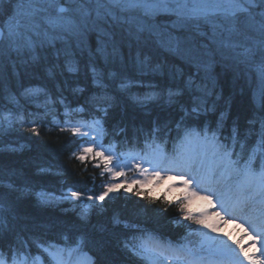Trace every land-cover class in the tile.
I'll list each match as a JSON object with an SVG mask.
<instances>
[{"label":"snow or ice","instance_id":"6c2138e0","mask_svg":"<svg viewBox=\"0 0 264 264\" xmlns=\"http://www.w3.org/2000/svg\"><path fill=\"white\" fill-rule=\"evenodd\" d=\"M12 2L13 10L0 15V62L16 56L28 57L35 64L42 59L40 53L48 50H54L56 57L47 68L49 78L55 82L56 97L45 87L23 85L20 95L36 102V107L43 109L45 116L51 115L52 125L60 132L75 137L81 147L72 156L85 164L89 160L95 161V167L101 168V176L109 173L112 177H123L124 168L130 166L144 177L130 183L126 179L120 183H104L98 195L71 191L70 196L64 198L84 203L104 202L111 198V194L124 190L135 191L137 197L154 203L156 198L142 191V186L149 181L148 168L176 172L179 175L175 179L181 185L179 195L173 199L164 198V203L171 205L175 202L180 214L176 222H188V235L183 238L184 242L174 244L162 236L144 234V230L136 225L125 224V227L142 233L140 244L128 248L131 255L149 264H264V0ZM158 17H166L168 23L157 24ZM92 33L97 38L94 53L88 46V36ZM145 33L163 37L162 46L194 67L196 73L189 75L182 84L157 91L158 85H145L142 80L99 70L97 58L107 65L119 55L124 38L135 37L139 41ZM86 48L89 59L84 72L86 76L90 74L95 91L84 99L83 105L77 98L75 103L78 106L73 107L63 94L70 87L68 79L57 78H63L65 72L80 73L77 54ZM216 63L242 68L251 74L255 86L254 100L259 107L248 121L250 127L246 134L233 126L229 136H222L220 129L224 113L221 112L215 128L207 122L193 126L182 117L176 125L175 137L171 136L170 125L155 123L147 133L136 130L131 138L125 134L119 150L115 140L104 144V137L109 135L105 117L116 100L113 91L127 92L134 86L146 87L149 91L138 98L140 103L160 95L166 96L170 105L179 103V98L188 92L192 94L193 106L189 110L181 105L184 116H200L214 111L215 105L209 107L208 98L214 94L215 85L213 83L210 89L208 80ZM136 64L141 70L150 67L148 58H141L139 53ZM84 91L78 84L71 88L73 94ZM0 98L15 106V110L0 107V133H7L17 125H27L25 131L40 136L46 122L38 114L28 113L26 118L17 96L7 88L0 87ZM57 105L64 109L63 119L54 114ZM85 105L92 111L87 112ZM257 123L258 132L254 127ZM124 132V128L113 129L115 137ZM253 134L259 139L249 152L241 136L246 140ZM19 175L15 169H0V233L3 234L0 238V264H44L39 256H33V249L40 256L46 254L51 264H73L74 256L79 258V264H92L79 243L71 247L73 242L67 238L50 243L42 234L27 227H16L15 222L21 219L20 197L12 194L22 193L28 187L26 182L23 188L16 183L14 178ZM152 175L159 177L160 172ZM37 195L42 203L53 199ZM158 211L167 212L168 209ZM229 219L243 229L241 239L224 230ZM113 222L116 225L121 223L115 217ZM193 235L198 239L191 240ZM124 247L127 248V244Z\"/></svg>","mask_w":264,"mask_h":264},{"label":"trees","instance_id":"16d2710c","mask_svg":"<svg viewBox=\"0 0 264 264\" xmlns=\"http://www.w3.org/2000/svg\"><path fill=\"white\" fill-rule=\"evenodd\" d=\"M163 19L157 18L159 21ZM96 39L95 33L88 36V46L93 53ZM162 39L163 37L150 36L147 33L139 41L135 37H126L121 42L119 55L107 65L97 58V66L105 73L113 71L133 80H142L145 85H158L157 91L182 84L189 75L196 73V69L162 46ZM138 53L141 58H148L150 67L141 70L137 66ZM40 56L42 59L35 64L28 57L16 56L10 61L5 59L0 62V87L7 88L17 96L20 109L24 111L26 118L28 113H34L46 122L40 136L25 131L27 125H17L7 133H0V169L17 170L20 175L14 178L16 183L22 188L25 187V182L28 186L26 191L12 194L13 197H20L18 207L21 219L15 222L16 227H27L42 234L50 243H59L65 238L73 242L71 247L79 243L82 252L90 256L92 264H149L140 257H133L128 251V248L137 246L136 242L141 240L142 233L132 227H125V224L136 225V228L144 230V234L153 233L175 244L181 243L187 236V222H176L180 214L175 202L165 205L164 198L167 197L162 194L154 195L143 189L146 195L156 198L154 203L144 197H137L135 191L129 193L124 190L111 194V198H106L104 202H92L88 208H84L81 201L64 198V194L71 191L99 194L102 185L109 179V173L101 176V168L95 167V161L89 160L85 164L72 156L81 146L80 142L70 133L60 132L52 125L51 115L45 116L44 110L36 107V102L20 95L23 91L21 85L45 87L54 98L58 94L55 82L47 74V68L56 59L55 52L44 51ZM62 59L61 57V61ZM77 59L81 68L79 74L65 72L63 78H57L68 79L70 87L63 94L73 107L78 106L75 103L77 98L83 105L84 99L95 91L90 74L86 76L84 72V65L89 59L88 49L78 53ZM200 75L203 76L204 73L201 72ZM213 83L214 94L208 98V104L209 107L214 104L215 110L201 113L200 116H184L181 105L189 110L193 106L192 94L188 92L179 98V103L170 105L166 96L160 95L154 100L140 103L138 98H142L149 91L146 87L134 86L127 92L113 91L112 95L116 100L105 117V127L109 131V135L104 137L105 144L115 140L119 150V143L125 134L131 138L136 130L147 133L155 123L170 125L171 136L175 137L176 125L182 117L193 126H202L207 122L215 128L221 112L224 113L223 127L220 129L222 136H229L233 126L240 133L246 134L250 127L248 121L259 107L254 100L255 86L251 74L245 73L242 68L216 63L211 70V79L208 80L210 89ZM77 84L85 89L83 93L71 92V88ZM61 87H64L63 84ZM0 107L15 110V106L8 104L3 98H0ZM85 107L87 112L92 111L89 106ZM63 112V107L59 105L54 109V114L60 119H63ZM254 127L258 132L259 124ZM120 128H124L125 132L115 137L113 129L119 131ZM241 139L250 152L256 147L259 137L253 134L244 140L242 135ZM257 156L259 157V153ZM41 192L52 193L53 199L42 203L37 195ZM165 207L167 212L158 211ZM114 217L120 219L119 225L114 224ZM0 238H3L2 233ZM125 244L127 248L124 247ZM33 256H39L44 264H51L46 254L40 256L35 249Z\"/></svg>","mask_w":264,"mask_h":264},{"label":"rangeland","instance_id":"374dc122","mask_svg":"<svg viewBox=\"0 0 264 264\" xmlns=\"http://www.w3.org/2000/svg\"><path fill=\"white\" fill-rule=\"evenodd\" d=\"M65 6H68V5H65ZM0 8H4L5 11L11 12L14 8V4H13L12 0H3V2L0 3ZM161 19H163V20L159 21L156 19L157 24L164 25V24L168 23V21H166L167 20L166 17H161ZM104 144H105V141H104ZM105 145H107V144H105ZM80 147L81 146H79V148ZM79 148H78V150H79ZM144 167L148 168V165H144ZM116 170L119 171L120 170L119 167H117ZM124 171H125V176H123V177H112L109 174V179L107 182L120 183L122 180L126 179L130 183L132 180H140V179L144 178L142 174L136 172L130 166L125 167ZM156 171L160 172L159 177L152 175V173L156 172ZM147 175L149 176V181L147 184L142 186L143 190H148L149 192H151L154 195L162 194L165 197L170 198V199H173L174 197L179 195L181 185H180V182L177 179H175V177L178 176L179 173H176V172L165 173L161 169L148 168ZM102 190H103V188H102ZM41 194H43L45 197H53L54 196L52 193H46V192H41ZM91 194H94V193H91ZM64 195L70 196V193L64 194ZM96 195H98V194H96ZM57 197L60 198V196H57ZM91 203L92 202H87V203L82 202V205L84 208H88V207H90ZM187 224H188V222H187ZM192 227L195 228L196 225H192ZM224 230L226 232H230L236 239L242 238L243 229L238 228V225L233 224L231 219H229L228 223L225 225ZM190 239L196 240L198 238L195 237V235H193L192 237H190ZM243 239H244L245 243L248 242L246 236H244ZM140 242H141V240L137 243V246L140 244ZM182 242H184V240ZM72 247H75V246H72ZM249 250L251 251V249H249ZM88 257H90V256H88ZM91 262H92V260H91ZM73 264H79V258L78 257H76V256L73 257ZM169 264H170V262H169Z\"/></svg>","mask_w":264,"mask_h":264},{"label":"flooded vegetation","instance_id":"af4514ba","mask_svg":"<svg viewBox=\"0 0 264 264\" xmlns=\"http://www.w3.org/2000/svg\"><path fill=\"white\" fill-rule=\"evenodd\" d=\"M4 8H0V15H2L4 13Z\"/></svg>","mask_w":264,"mask_h":264}]
</instances>
